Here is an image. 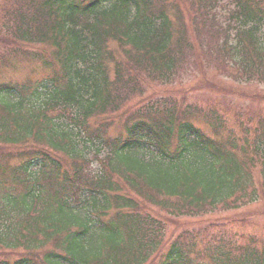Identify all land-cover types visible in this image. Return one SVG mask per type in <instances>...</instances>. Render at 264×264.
<instances>
[{
	"label": "trees",
	"instance_id": "1",
	"mask_svg": "<svg viewBox=\"0 0 264 264\" xmlns=\"http://www.w3.org/2000/svg\"><path fill=\"white\" fill-rule=\"evenodd\" d=\"M2 2L1 71L45 74L0 80V264H264V113L235 137L180 92L264 86V0Z\"/></svg>",
	"mask_w": 264,
	"mask_h": 264
},
{
	"label": "rangeland",
	"instance_id": "2",
	"mask_svg": "<svg viewBox=\"0 0 264 264\" xmlns=\"http://www.w3.org/2000/svg\"><path fill=\"white\" fill-rule=\"evenodd\" d=\"M3 0H0V14L2 11ZM2 17V14L0 15ZM3 51L0 50V55ZM13 62H21L14 60ZM11 65H5L6 72L3 74L0 65V80H11L24 83L25 80L36 81L41 79L45 72L35 63L17 64L14 69H9ZM9 69V70H8ZM205 78L203 74L196 75V81H184L180 87V92L197 85L195 93L187 94V102L192 104V107L203 110L205 115L209 110L216 109L219 113L225 114V121L223 125V134H233L235 137L243 135L244 127L248 126L251 130L257 127L259 115L264 113V86L260 85H240L229 78L218 76L215 68L206 72ZM204 79H208L216 84L215 87H207L203 84ZM244 93V94H239ZM210 115V114H209ZM198 118V116H197ZM197 123L205 128L211 134L207 121L201 118L197 119ZM156 213H161L155 209H151ZM244 212V211H243ZM249 212L254 213L253 226L247 225L242 227L240 233H243L244 238L238 242L245 246L249 243V238H253L259 249L264 248V199L257 205L249 206ZM4 255L0 254V260ZM15 260V258H11Z\"/></svg>",
	"mask_w": 264,
	"mask_h": 264
}]
</instances>
